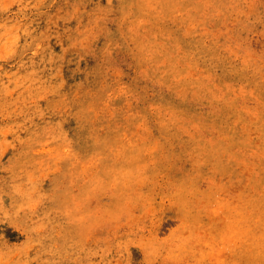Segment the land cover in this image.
<instances>
[{"label":"rangeland","instance_id":"374dc122","mask_svg":"<svg viewBox=\"0 0 264 264\" xmlns=\"http://www.w3.org/2000/svg\"><path fill=\"white\" fill-rule=\"evenodd\" d=\"M264 0H0V264H264Z\"/></svg>","mask_w":264,"mask_h":264},{"label":"bare ground","instance_id":"6f19581e","mask_svg":"<svg viewBox=\"0 0 264 264\" xmlns=\"http://www.w3.org/2000/svg\"><path fill=\"white\" fill-rule=\"evenodd\" d=\"M260 256H262V257H263V256H264V253L262 252V253L260 254Z\"/></svg>","mask_w":264,"mask_h":264}]
</instances>
